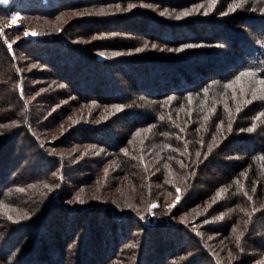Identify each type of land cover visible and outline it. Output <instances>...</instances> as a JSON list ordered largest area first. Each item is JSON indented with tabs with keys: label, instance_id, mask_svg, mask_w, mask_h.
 <instances>
[{
	"label": "trees",
	"instance_id": "1",
	"mask_svg": "<svg viewBox=\"0 0 264 264\" xmlns=\"http://www.w3.org/2000/svg\"><path fill=\"white\" fill-rule=\"evenodd\" d=\"M262 80L264 0L0 5V264H264Z\"/></svg>",
	"mask_w": 264,
	"mask_h": 264
},
{
	"label": "rangeland",
	"instance_id": "2",
	"mask_svg": "<svg viewBox=\"0 0 264 264\" xmlns=\"http://www.w3.org/2000/svg\"><path fill=\"white\" fill-rule=\"evenodd\" d=\"M10 1L11 0H0V5H2V6H5V5H7V4H9L10 3ZM67 17V16H66ZM70 19H72V18H67V20H69L70 21ZM48 20V19H47ZM47 20H42V19H38L37 21H33L34 22V24L37 22V23H39V25H44V24H47ZM173 22H175V21H177V20H172ZM33 22H32V18H30V20L28 21V23L27 22H25V21H21V18H20V15L16 12V13H12V16H11V19L9 20V22H8V24H9V26H16V25H22V24H26V26H24V27H22V28H24L22 31H21V33H20V35H21V37H23V38H34V37H36V35H25V32H29V33H31V32H35L36 33V31L34 30V28L35 27H31V25H33ZM123 24H126L125 22L123 23ZM144 29H148V28H151L152 26H154L153 24H151V23H148V22H145L144 24ZM184 32V31H183ZM186 33V32H185ZM177 34H179V33H177ZM166 35V38H168V33H166L165 34ZM16 38H19V36H16ZM163 51V50H162ZM165 53H167L166 51H163V55H165ZM127 55L129 54V52L128 53H126ZM99 55H103V54H99ZM123 55V56H122ZM112 56H114V57H124V56H126V55H124L123 53H119V52H115V53H113V55ZM101 57V56H100ZM74 57H70V58H66L65 59V62H67V63H69V62H71V61H73L72 59H73ZM70 59H71V61H70ZM44 61H46L45 59H43ZM33 65H28L27 64V68L28 69H31V71H36V72H40V70H39V68L37 69V68H35L37 65L35 64L34 65V63H32ZM77 64V59L74 61V65H76ZM117 67H120V66H117ZM189 67H191V65L189 66ZM41 69V68H40ZM81 74L83 75V73L81 72ZM104 76H107V71L106 70H104ZM70 76V75H69ZM117 76V75H116ZM115 76V77H116ZM74 77V76H73ZM73 77H71L70 79L71 80H74V79H72ZM36 80V81H35ZM34 80V82L33 83H36L37 82V84H38V86H41L39 89L37 88L36 90V94H40V95H42L43 93H47L48 91H46L47 89H46V83L44 82V80L43 79H40V80H38L37 81V79H35ZM163 82V81H162ZM162 82H160V84L162 83ZM182 86V82H180V84L178 85V87H181ZM191 86H193V84H191ZM82 86H80V88H81ZM57 87H52L51 88V90H55ZM139 89H141V88H139ZM84 89H79V93H81V94H86L84 91H83ZM142 90H144V89H142ZM151 90V89H150ZM164 90V89H163ZM140 91V90H139ZM152 91V90H151ZM88 94V93H87ZM114 94H116V93H113V95ZM61 96H59V98H56L55 99V105H57V106H53V107H58V106H60V107H62V106H65L64 104H65V99H67V98H60ZM76 148H77V146H70V147H68V148H66V149H64V151H66V152H71V151H74V150H76ZM76 155V154H75ZM80 157V156H79ZM74 158H76L75 156H74ZM84 158L85 157H82L81 159H78V161H82V159H83V161H84ZM11 160H14V159H11ZM83 162H80L78 165H80V164H82ZM94 166V165H93ZM93 166H92V168H93ZM38 167H40V165H38L37 167H34V168H32L29 172H31V173H37L38 171H37V169H38ZM108 166H106V167H104L105 169H108L107 168ZM103 171H105L106 172V170H103ZM86 172H88V171H86ZM85 172V173H86ZM67 173H69V175H71V178L73 179V180H77L79 177H81L80 175L82 174L79 170H75V169H73V170H68L67 171ZM89 173V174H88ZM87 174H88V176H93V171H89ZM105 175V174H104ZM103 175V176H104ZM85 188V185H81V186H79V188H78V193L79 194H77L78 196L81 194V191H82V189H84ZM167 239L169 238V237H166Z\"/></svg>",
	"mask_w": 264,
	"mask_h": 264
},
{
	"label": "snow or ice",
	"instance_id": "3",
	"mask_svg": "<svg viewBox=\"0 0 264 264\" xmlns=\"http://www.w3.org/2000/svg\"><path fill=\"white\" fill-rule=\"evenodd\" d=\"M237 6H239V5H237ZM191 14V12L190 11H186V12H184L183 13V15H185V16H187V15H190ZM179 18V17H178ZM36 35V33L35 32H31V33H29V32H25V35L27 36V35ZM9 47H11V45H9ZM241 75H254L253 73H242ZM238 79H239V77H238ZM260 83H261V85H264V80H262V81H260Z\"/></svg>",
	"mask_w": 264,
	"mask_h": 264
}]
</instances>
